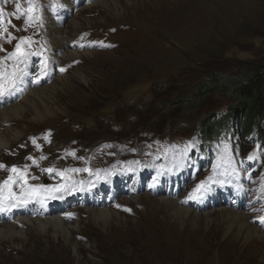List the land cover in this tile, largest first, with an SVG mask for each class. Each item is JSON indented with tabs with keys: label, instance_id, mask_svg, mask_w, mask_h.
<instances>
[{
	"label": "rangeland",
	"instance_id": "1",
	"mask_svg": "<svg viewBox=\"0 0 264 264\" xmlns=\"http://www.w3.org/2000/svg\"><path fill=\"white\" fill-rule=\"evenodd\" d=\"M57 1L0 0V57L12 61L0 60L5 88L17 85L21 71L12 73L26 52L33 53L34 67H50L44 21L54 16ZM139 1L134 10L116 13L78 0L62 23L81 19L72 37L82 54L53 62L50 81L60 76L65 83L48 101L53 112L40 121L31 111L24 119L11 117L9 124L22 133L11 154L0 158V203L13 210L54 202L78 223L67 242L54 227L43 232L25 224L27 236L0 239V264H264L263 236L244 244L208 220L177 223L160 206L165 197L185 200L203 217L221 208L245 211L256 214L251 222L264 230V201L246 208L256 190L264 195V137L258 126L244 129L243 115L234 122L228 113L234 98L220 90L224 76L241 79L264 63V0ZM30 6L37 19L25 24ZM10 36L16 39L9 42ZM212 73L223 78L219 88L196 101L195 86ZM212 114L218 119L203 129ZM229 175L231 182L222 180ZM115 176L121 183H111L105 194ZM215 177L229 186L225 196L217 188L212 194L207 183ZM92 181L101 184L98 194ZM201 181L210 188L204 195L197 190ZM104 207L118 215L107 224L91 211Z\"/></svg>",
	"mask_w": 264,
	"mask_h": 264
},
{
	"label": "bare ground",
	"instance_id": "2",
	"mask_svg": "<svg viewBox=\"0 0 264 264\" xmlns=\"http://www.w3.org/2000/svg\"><path fill=\"white\" fill-rule=\"evenodd\" d=\"M76 2L78 0H58L57 11L54 13V16L49 17L46 13L47 18H45L44 22L46 24V41L50 47V67L42 68L41 65L34 67L35 61H28L27 65L23 68L22 74L20 73L17 76V85L14 87L12 94L6 96V98H0V127L6 125L5 128H0V152H4L0 154V158H6L11 154L10 151L13 149L12 142L22 133V130L9 124L12 116H20L24 119L25 115L31 111L35 113L36 120L40 121L45 115L49 116L53 112L48 106V101L52 99L53 93L65 85L60 76H58V79L50 81L54 73L53 62L66 59L67 57H77L82 54L78 51V43L72 37L75 30L83 27L81 19L74 20L73 24L69 26H64L62 23L70 10L75 7ZM87 2H89V6L91 2V4L101 5L105 9L116 13H120L124 9L134 10L140 4L139 0H125V2L124 0H86ZM33 76H36V78L34 79ZM78 76L84 80L83 74L78 73ZM47 82L51 83L44 86V83ZM9 145L10 147H7ZM4 147L7 148L5 149ZM28 175L25 178L30 181L33 175ZM134 192L135 188L133 187L130 193ZM184 202L185 200L178 201L177 199L162 197L160 206L170 209V216L177 223L188 222L190 220L197 223L196 219L208 220L212 224L211 226H215L219 230H226L228 235H234L237 240L244 241V244H248L253 238L264 237V230L257 228L251 222V219L254 216L256 217V214L249 215L245 211L221 208L218 213H207L203 217L200 213H196L184 206ZM60 206H56L54 202L51 205L39 202L35 207L27 208L24 206L20 207L19 205L13 210L9 209L8 211L0 212V239L5 240L9 238L14 241L16 238L19 239L27 236L24 225L32 224L43 232L47 231L50 227H54L56 229L54 232L56 236H60L66 242L72 241L73 234L76 233L73 231L77 227L76 223L78 221L77 219L71 221L72 217L69 215L70 213L65 212ZM91 211H93L94 218L98 222L102 221L106 224L110 222L113 216H118L116 212L105 207L91 209ZM27 239L28 237L24 241ZM24 241L22 242L23 246L27 244ZM79 246V243L74 242L75 252L77 253L79 252Z\"/></svg>",
	"mask_w": 264,
	"mask_h": 264
},
{
	"label": "trees",
	"instance_id": "3",
	"mask_svg": "<svg viewBox=\"0 0 264 264\" xmlns=\"http://www.w3.org/2000/svg\"><path fill=\"white\" fill-rule=\"evenodd\" d=\"M223 78L226 79V82H223L220 90L230 93L234 98V103L229 106V116L234 117V122H236L243 115L244 129L251 131L258 126L264 137V63L252 68L241 79H229L226 76ZM223 78L212 73L207 79L200 81L194 88L195 95L192 94L196 97V101L204 99L205 93L214 92L219 88L217 82ZM175 102H181V100L178 99ZM217 119L214 114L208 116L203 120V129L208 121L215 122ZM224 121L225 119L221 121V124Z\"/></svg>",
	"mask_w": 264,
	"mask_h": 264
},
{
	"label": "snow or ice",
	"instance_id": "4",
	"mask_svg": "<svg viewBox=\"0 0 264 264\" xmlns=\"http://www.w3.org/2000/svg\"><path fill=\"white\" fill-rule=\"evenodd\" d=\"M30 3H31V0H30ZM16 7L19 10V5H17ZM27 13H28V15L26 17L25 24H28L30 22H34L35 19H37V18H34L32 16L33 7L30 6L27 9ZM12 15L15 16L16 19H20V16L16 15L15 12L12 13ZM3 23H4V21H3V9H0V24H3ZM0 31H5V29L0 28ZM12 39H16V37L15 36H10L9 42H11ZM23 39L24 38H21V40H23ZM106 46H111V45H106ZM19 49H20V44H17V51H19ZM0 50H2V49H0ZM12 55H15V53H13ZM31 55H33V53H31V52L24 53L22 55V57L20 58L19 63H22V64L27 65L28 57H30ZM35 55H41V53L37 52V53H35ZM60 70L61 71H64L65 69H60ZM20 71H21V74H22V69ZM13 75H15V73H13ZM14 84H15V81H12L9 84L8 88H5V85L2 82H0V98H6V96L11 95L12 94V91H14ZM248 159L249 160H254L255 157L250 155V156H248ZM34 163H35V161H34ZM0 167H5V165H0ZM11 171L13 173H15V172L18 171V169L15 166H13V168L11 169ZM48 171H53V169H48ZM21 175H23V173H21ZM209 179L211 180V177ZM11 181H12V177L9 176L8 177V180L4 181V184L7 185ZM206 183H207L206 181H201L200 185L197 186V190L204 191V192L210 191V188H205L204 187V185ZM189 198L192 199V198H198V197H192V196H190ZM24 203H27V200L26 199L24 200ZM8 210H9L8 208H5L3 206V204L0 203V212H5V211H8ZM69 215H71V213Z\"/></svg>",
	"mask_w": 264,
	"mask_h": 264
}]
</instances>
